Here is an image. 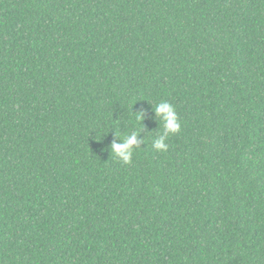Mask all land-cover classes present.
I'll list each match as a JSON object with an SVG mask.
<instances>
[{"label":"trees","instance_id":"1","mask_svg":"<svg viewBox=\"0 0 264 264\" xmlns=\"http://www.w3.org/2000/svg\"><path fill=\"white\" fill-rule=\"evenodd\" d=\"M0 264H264V0H0Z\"/></svg>","mask_w":264,"mask_h":264},{"label":"clouds","instance_id":"2","mask_svg":"<svg viewBox=\"0 0 264 264\" xmlns=\"http://www.w3.org/2000/svg\"><path fill=\"white\" fill-rule=\"evenodd\" d=\"M154 117L162 125V131L159 136L153 140L152 149L156 152H166L168 146L166 140L170 135H174L180 131V123L178 116L172 104L167 101H161L154 109H152ZM136 120L141 124L143 121V113L136 114ZM119 138L120 142H113L110 146V154L122 164L127 165L131 162L133 156V149L140 148L138 143H144V141L138 142V131H132L126 137L121 139L120 133H114Z\"/></svg>","mask_w":264,"mask_h":264}]
</instances>
